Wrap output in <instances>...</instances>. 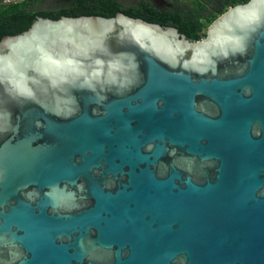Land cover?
<instances>
[{
  "label": "water",
  "instance_id": "water-1",
  "mask_svg": "<svg viewBox=\"0 0 264 264\" xmlns=\"http://www.w3.org/2000/svg\"><path fill=\"white\" fill-rule=\"evenodd\" d=\"M0 264H264V0L3 38Z\"/></svg>",
  "mask_w": 264,
  "mask_h": 264
},
{
  "label": "trees",
  "instance_id": "trees-1",
  "mask_svg": "<svg viewBox=\"0 0 264 264\" xmlns=\"http://www.w3.org/2000/svg\"><path fill=\"white\" fill-rule=\"evenodd\" d=\"M44 1L0 3V42L5 37H14L26 32L39 18L45 20L80 16L111 18L118 13L163 27H175L188 39L197 41L206 37L210 25L228 9L249 2V0H191L188 3L173 4L172 8L158 10L145 1L124 8L117 0H70L67 7L58 11L39 10Z\"/></svg>",
  "mask_w": 264,
  "mask_h": 264
},
{
  "label": "rangeland",
  "instance_id": "rangeland-1",
  "mask_svg": "<svg viewBox=\"0 0 264 264\" xmlns=\"http://www.w3.org/2000/svg\"><path fill=\"white\" fill-rule=\"evenodd\" d=\"M4 0H0V3L3 4ZM70 1V0H69ZM68 0H45L43 4L39 7V10L42 11H58L62 8H65L69 5ZM141 0H117V2L124 8L136 6L137 2ZM150 3L155 9L162 10L170 8L169 6L177 4L178 2L188 3L191 0H142ZM208 26V24H207Z\"/></svg>",
  "mask_w": 264,
  "mask_h": 264
},
{
  "label": "built area",
  "instance_id": "built-area-1",
  "mask_svg": "<svg viewBox=\"0 0 264 264\" xmlns=\"http://www.w3.org/2000/svg\"><path fill=\"white\" fill-rule=\"evenodd\" d=\"M23 0H4L3 1V4H16V3H19Z\"/></svg>",
  "mask_w": 264,
  "mask_h": 264
},
{
  "label": "flooded vegetation",
  "instance_id": "flooded-vegetation-1",
  "mask_svg": "<svg viewBox=\"0 0 264 264\" xmlns=\"http://www.w3.org/2000/svg\"><path fill=\"white\" fill-rule=\"evenodd\" d=\"M69 1V0H68ZM142 1V0H141ZM140 2V1H139ZM139 2H137V4L139 3ZM170 8H172L173 6L171 5V6H169Z\"/></svg>",
  "mask_w": 264,
  "mask_h": 264
}]
</instances>
